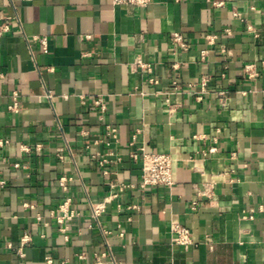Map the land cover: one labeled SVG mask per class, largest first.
<instances>
[{
    "label": "crops",
    "instance_id": "crops-1",
    "mask_svg": "<svg viewBox=\"0 0 264 264\" xmlns=\"http://www.w3.org/2000/svg\"><path fill=\"white\" fill-rule=\"evenodd\" d=\"M0 31V264H264V0H0ZM141 145L171 186H138Z\"/></svg>",
    "mask_w": 264,
    "mask_h": 264
},
{
    "label": "built area",
    "instance_id": "built-area-1",
    "mask_svg": "<svg viewBox=\"0 0 264 264\" xmlns=\"http://www.w3.org/2000/svg\"><path fill=\"white\" fill-rule=\"evenodd\" d=\"M22 1H30V0H22ZM152 0H111L113 5H133L138 7H143L149 4ZM5 29V28H4ZM246 31L249 34L253 33V29L250 25H246ZM1 33V31H0ZM214 35H206L205 38L207 43H212L214 39ZM170 41L173 44H176L182 49H186L188 44L185 35L180 31H173L170 34ZM41 44L45 47L46 39L42 37L40 39ZM204 53V51H202ZM137 65L140 68H145L147 71L151 72L152 68L150 64L142 62L141 60L137 61ZM254 64L247 63L245 64V72L250 76H255L256 72L253 70ZM151 82H157V78L154 76L150 77ZM221 99L223 98V92H219ZM14 99L16 94L14 93ZM83 102V100H81ZM96 104L100 105V109L103 110L104 106L101 103V100H96ZM223 103V102H222ZM17 108V102L14 100L12 104L9 106L10 110H15ZM131 144H134L135 137H132ZM130 157L139 163L140 169V178L138 182V186L140 188H153L157 186H171L173 184V158L169 153L166 152H153L149 151L145 148V146L141 145L136 148V150L130 153ZM106 160H102V163H105ZM106 173V172H104ZM0 184H3V181L0 180ZM59 184L62 188H65V179L60 178ZM133 186V184L127 183H113L110 182L107 185V190L105 195L102 197L101 200L97 202L90 203L91 215L93 218L98 220V218L105 212L106 206L113 201L114 199L118 198L121 192L123 191L124 187ZM203 195L208 196V192H202ZM196 202L192 201L190 204L191 209H195ZM136 205H130L128 208H136ZM76 216V212L74 209L70 207L69 200H64L61 204L58 205L57 208V222L60 224L59 230L61 232H65L67 226L64 225L66 222L72 220ZM119 227L118 236H123V230ZM171 231L174 233V240L178 245L183 247H188L189 245L193 244V238L189 228L185 225H182L178 222H173L170 225ZM104 233H110V231L105 230ZM65 238L67 236L65 235ZM30 240L28 234L23 233L20 238V245L17 249V254L20 257L24 256L23 245ZM102 255H104L102 253ZM46 261L50 262V257H46ZM102 262L98 260L96 264H101Z\"/></svg>",
    "mask_w": 264,
    "mask_h": 264
}]
</instances>
